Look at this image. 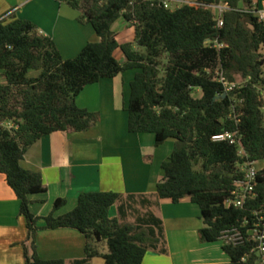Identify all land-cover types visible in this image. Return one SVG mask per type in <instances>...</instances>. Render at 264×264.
Segmentation results:
<instances>
[{"label":"trees","instance_id":"obj_1","mask_svg":"<svg viewBox=\"0 0 264 264\" xmlns=\"http://www.w3.org/2000/svg\"><path fill=\"white\" fill-rule=\"evenodd\" d=\"M59 1L81 10L99 38L74 59L65 60L55 41L34 23L10 16L0 19V174L15 192L27 222L31 248H25V264H69L39 257L36 236L41 221L46 229H74L85 237L86 258L70 264H91L99 256L105 264H143L149 251L165 255L163 222L152 210L165 199L177 204L190 198L200 207L202 243L220 241L223 232L235 227L248 233L253 212L264 215V25L247 12L255 0H224L232 10L224 14L221 30L208 8L220 0H190L199 6L176 10L156 0ZM120 19L134 29V42H118L113 26ZM216 38L227 47L205 45ZM119 50L124 62L116 58ZM219 66L228 81L240 75L248 82L225 96L215 79ZM128 71L136 72L126 108L129 132L154 135L156 147L176 140L172 155L162 164L164 176L156 192H87L65 215L56 216L66 203L58 199L50 215L35 216L30 197L45 194L47 187L41 173L21 166L26 153L51 134L91 130L99 115L80 108L77 98L87 86ZM30 72L39 74L29 76ZM195 91L201 92L200 98ZM6 122L18 129L2 126ZM224 132H238L245 157L239 155L238 145L212 140ZM246 161L260 166L258 196L244 208L226 205L243 175L239 165ZM137 200L146 213L134 208ZM115 205L119 216L112 219ZM130 211L136 213L135 221L124 224ZM103 243L107 254L100 253ZM252 248L251 242L223 246L230 264H258Z\"/></svg>","mask_w":264,"mask_h":264},{"label":"crops","instance_id":"obj_2","mask_svg":"<svg viewBox=\"0 0 264 264\" xmlns=\"http://www.w3.org/2000/svg\"><path fill=\"white\" fill-rule=\"evenodd\" d=\"M7 13L10 18L34 23L42 35L55 41L65 60L76 58L87 44L99 41L93 26L83 19L82 11L59 0H0V18ZM128 26L124 19L114 24L117 40L119 30ZM130 30L134 37V29ZM120 53L116 52V58L124 62L123 54V58H118ZM135 74L128 71L83 90L77 105L99 115L91 130L54 133L28 150L21 166L41 173L47 187L45 194L30 197V209L35 216L50 215L58 199L66 203L56 216L65 215L76 208L80 195L87 192H115L124 196H151L156 192L164 176L162 164L172 155L176 140L169 139L156 147L154 135L129 132L126 108ZM20 206L5 175L0 174V264H25V248H31ZM140 208L143 209L141 205ZM152 210L163 222L168 253L149 251L143 264H230L222 241H200L199 231L204 227L202 211L190 198L177 204L161 200L159 207ZM141 211L146 213L147 209ZM109 215L112 219L119 216L117 205ZM129 216L123 220L124 224ZM134 221L135 218L131 223ZM36 243L43 260H64L70 264L86 258V239L74 229L49 230L41 221ZM100 253H108L105 243L101 244ZM91 264H105V260L102 256L95 257Z\"/></svg>","mask_w":264,"mask_h":264},{"label":"built area","instance_id":"obj_3","mask_svg":"<svg viewBox=\"0 0 264 264\" xmlns=\"http://www.w3.org/2000/svg\"><path fill=\"white\" fill-rule=\"evenodd\" d=\"M160 5H163L166 9L176 10L184 6L198 7L199 5L190 0H156ZM208 8L214 11L216 27L221 30L224 27V14L231 11L228 3L224 0H220L219 3L210 5ZM246 12L245 10H241ZM248 13L254 14L258 19V22L264 25V0H255L251 9ZM207 47L215 48L217 50L225 49L227 46L224 43H220L219 39H208L205 43ZM215 79L221 83L225 89V95L233 92L235 89L242 88L248 80L240 82H230L225 76L223 69L219 66L215 72ZM263 77H264V65H263ZM262 101L264 103V91L262 92ZM2 126L9 130L18 129V126L13 122H6ZM214 142H228L230 145H238L239 155L245 157V151L238 140V132H224L213 136ZM258 163L246 161L244 164L239 165L241 172L243 173L242 178L235 181L234 189L231 192V196L226 200V205H233L236 208H244L248 201L257 198V180L260 169L257 168ZM253 224L249 229L248 233L245 234L240 228L235 227L223 232L220 241L223 242L224 246H244L247 242L253 244L251 253L259 257L258 264H264V215L263 211L253 212ZM249 224V221L244 223L243 227Z\"/></svg>","mask_w":264,"mask_h":264},{"label":"rangeland","instance_id":"obj_4","mask_svg":"<svg viewBox=\"0 0 264 264\" xmlns=\"http://www.w3.org/2000/svg\"><path fill=\"white\" fill-rule=\"evenodd\" d=\"M12 12V11H11ZM10 14V13H9ZM6 16H8V13H7V15H4L3 17H1L0 19H2V18H4V17H6ZM131 28H130V26H128V28L127 29H124V30H119V32H120V36H119V38H118V42L119 43H122V44H124V43H127V42H132L133 40H134V37H133V32H131V30H130ZM118 55V58H123V55H122V53H120V54H117ZM39 73L38 72H30L29 73V76H37ZM244 81V79H242V77L240 76V75H236V82H240V83H242ZM201 92L200 91H195V93H194V96L196 97V98H200L201 97ZM264 112V111H263ZM257 166V168H259L260 169V166H259V164H257L256 165ZM198 169H200V167H198ZM134 208L137 210V211H139V212H142L141 210H143V209H141L140 208V204L139 203H135L134 205ZM130 216H129V219H127V223H131L133 220H134V218H136V213H134V212H131L130 211Z\"/></svg>","mask_w":264,"mask_h":264},{"label":"water","instance_id":"obj_5","mask_svg":"<svg viewBox=\"0 0 264 264\" xmlns=\"http://www.w3.org/2000/svg\"><path fill=\"white\" fill-rule=\"evenodd\" d=\"M226 96V95H225Z\"/></svg>","mask_w":264,"mask_h":264}]
</instances>
